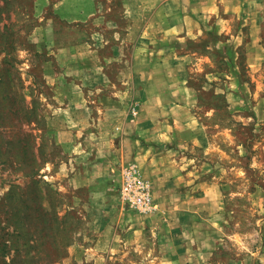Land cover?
Masks as SVG:
<instances>
[{
    "label": "rangeland",
    "instance_id": "1",
    "mask_svg": "<svg viewBox=\"0 0 264 264\" xmlns=\"http://www.w3.org/2000/svg\"><path fill=\"white\" fill-rule=\"evenodd\" d=\"M125 1L97 0L102 20L129 24ZM90 3L0 0V264H264V63L248 61L253 42L264 49V0L259 39L233 4L198 40L173 38L188 55L204 145L174 131L165 145L138 140L140 102L119 78L127 64L103 66L109 82L95 88L64 74L65 60L93 68ZM114 36L99 34L101 57L121 46ZM149 160L161 175L145 171ZM126 168L148 182L154 209L120 200Z\"/></svg>",
    "mask_w": 264,
    "mask_h": 264
},
{
    "label": "crops",
    "instance_id": "2",
    "mask_svg": "<svg viewBox=\"0 0 264 264\" xmlns=\"http://www.w3.org/2000/svg\"><path fill=\"white\" fill-rule=\"evenodd\" d=\"M215 1L127 0L121 10V15L128 20L129 24L125 27H119L115 24L111 25L105 19L103 21L101 17L103 14L98 10L97 0H91V7L86 15L87 20L92 21L93 33L91 39H94L93 43L95 41L96 43L92 44L90 49L83 53L90 52L92 56L90 62L93 68L86 70L81 67L83 62L75 59L73 62L65 60L62 64L63 67L61 66L62 70L71 79L80 81V86L88 85L95 88L109 82L103 66L110 64L111 61L123 66L127 64L126 66L129 67L127 75L124 77L121 74L119 78L131 81L133 87L131 93L140 102L138 119H141L144 123L134 131L138 140L144 139L148 144L165 145L167 142H172L171 137L174 131L178 141H182L187 137L196 145H204L206 139L203 135V129L191 111V99L195 96V91L187 85L189 75L188 55L180 52L179 44H173V38L177 40L185 36L192 41L198 40L207 30V22L217 11L218 6L233 4V6H237L234 8L235 14L247 15L248 24L250 25L249 33L254 41L256 34H258L259 39L260 29L257 19L258 12L262 9L261 0H221L215 10H211ZM216 17L219 16L216 15ZM135 21L139 25L130 24V22ZM103 30L111 31L115 35L114 41L121 42V46H116L117 43H113L114 45L110 47L112 51L110 58L100 56L99 50L108 45L106 39L105 41L102 39L98 41L99 34H102ZM120 33H135L136 38L131 43L126 44L124 43L126 38L118 35ZM253 45L256 47V53L251 54L248 61L251 71H257L264 63V49L258 47L257 41L253 42ZM56 50L57 53L59 52L60 57L61 50L59 48H56ZM78 50L75 47H69L67 51L80 57L82 53H79ZM126 53L130 55L129 58L125 56ZM194 56L195 53L191 54V57ZM52 78L55 79L54 76ZM60 80L61 78H57V81ZM61 89H58V91L66 95V90ZM99 91H101L100 88L96 89L95 93L98 94ZM122 92L125 95L127 94L126 91ZM75 93L78 94V92ZM139 137L142 138L139 139ZM165 157L167 155L163 158L156 155L152 160L161 161L164 159L167 162L168 159H165ZM148 165L154 164H151V160L147 164L145 163L146 172L150 170L152 174L160 173L161 175L162 168L149 169L152 167L148 168ZM176 165L179 166L180 163H175V165L172 163L170 167L172 172L170 173H173V168H176ZM167 173L164 172L162 176H168ZM176 174L178 175V172Z\"/></svg>",
    "mask_w": 264,
    "mask_h": 264
},
{
    "label": "built area",
    "instance_id": "3",
    "mask_svg": "<svg viewBox=\"0 0 264 264\" xmlns=\"http://www.w3.org/2000/svg\"><path fill=\"white\" fill-rule=\"evenodd\" d=\"M119 198L124 204L142 211L155 208L148 182L142 180L133 168H126L122 171Z\"/></svg>",
    "mask_w": 264,
    "mask_h": 264
}]
</instances>
